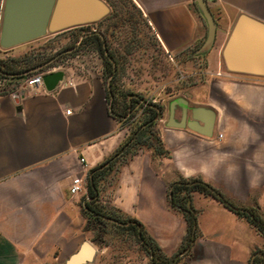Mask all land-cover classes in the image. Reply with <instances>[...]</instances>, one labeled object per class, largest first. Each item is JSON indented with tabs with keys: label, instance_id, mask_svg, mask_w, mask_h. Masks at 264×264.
I'll use <instances>...</instances> for the list:
<instances>
[{
	"label": "crops",
	"instance_id": "1",
	"mask_svg": "<svg viewBox=\"0 0 264 264\" xmlns=\"http://www.w3.org/2000/svg\"><path fill=\"white\" fill-rule=\"evenodd\" d=\"M104 1L112 13V0ZM125 2L133 11L132 20L140 22L163 57L198 65L192 72L195 81L179 96L190 107L215 113L212 135L167 127L162 119L158 135L162 154L129 146L131 139L110 111L102 70L104 59L148 58V53L133 52L143 45L138 43L142 35L125 11L111 18L115 21L109 27L102 18L76 26L92 24V69L56 67L63 78L51 91L44 85L27 86L25 74L21 83L0 93V264L63 263L83 241L95 249L93 259L84 264L105 263L99 254L107 250L108 240L97 235L86 209L92 170L98 174L97 203L115 210L126 219L125 225L138 221L163 254L173 257L172 264H250L256 252L262 256L254 259L263 258L264 237L255 227L199 192L189 199L196 211V235L179 251L187 224L170 204L168 189L180 178H199L233 204L256 208L264 220V74L229 70L223 57L239 15L264 23V0L208 1L217 31L211 48L200 54L196 51L205 39L206 25L193 0ZM3 7L0 0V30ZM119 27L128 33L123 55L108 51L113 44L110 31ZM60 32L47 33L46 40ZM17 46H0V58L17 56ZM231 57L235 62L255 60L246 49L235 50ZM180 115L176 107L174 117L178 120ZM80 158L85 159L88 176L83 191L72 196L71 179L82 173ZM121 237L140 252L118 256L119 263L152 264L132 232Z\"/></svg>",
	"mask_w": 264,
	"mask_h": 264
},
{
	"label": "rangeland",
	"instance_id": "2",
	"mask_svg": "<svg viewBox=\"0 0 264 264\" xmlns=\"http://www.w3.org/2000/svg\"><path fill=\"white\" fill-rule=\"evenodd\" d=\"M114 21L106 19L104 22L106 27H109ZM110 32L109 40L113 39L111 41L113 44L108 51L123 55L124 50H126L123 43L128 39V33L124 27H119L117 31L111 30ZM137 34L142 35L139 36L138 43H143V45L134 48L133 52L138 54L148 53L149 57L137 58V56H134V59L130 61L120 56L115 58L112 63L114 74L108 75L104 72V63L102 70L104 78L108 81V100L111 106L114 105L115 109L121 110L123 105L128 104L130 98L133 99V107L126 109L122 118L119 119L127 134V140L134 136L135 131H139L145 126L143 122L146 116L144 108L147 104H155L161 107L159 108L160 114L155 118L152 126L154 132L152 137L159 135L161 120H167L168 118L169 101L183 94L189 84L195 81L192 72L195 68H198V65L194 62L188 63L178 58L163 57L150 39L146 37V32L141 24L138 26ZM46 36L19 44L15 50L18 53L17 56L2 55L0 61H6L10 64V59L19 60L25 55L34 57L36 65L30 68L27 76L41 69L58 66L66 67V65H83L92 69L94 65L91 59L94 38L92 24L66 29L60 32L57 38L50 41L46 40ZM66 49L70 50L57 55L60 51ZM19 51L21 52L19 53ZM74 56L76 57L74 58ZM60 57H62L61 60ZM23 80V78L0 77V90L7 91ZM153 142L155 144V141ZM141 149L154 153L152 146H145ZM121 234L123 233L112 222L102 225L100 231L98 229L97 235L100 239L108 240L107 243L103 242L107 244V250L99 254L105 260L104 264H121V262H118V256L128 255L131 257L139 254V248L133 246L129 239L121 237ZM110 236L112 238H109ZM134 238L136 239L135 235ZM99 246L101 247V245ZM110 259H112L111 262Z\"/></svg>",
	"mask_w": 264,
	"mask_h": 264
},
{
	"label": "water",
	"instance_id": "3",
	"mask_svg": "<svg viewBox=\"0 0 264 264\" xmlns=\"http://www.w3.org/2000/svg\"><path fill=\"white\" fill-rule=\"evenodd\" d=\"M204 19L206 36L196 53L208 51L215 39L216 21L206 0H193ZM110 11L104 0H4L0 46L11 48L18 44L42 37L47 33H57L72 27L100 20ZM246 49L255 60L235 62L232 53ZM223 57L227 69L246 73L264 74V23L247 15H239L230 36L224 46ZM63 78L62 71H54L43 76V85L47 91L53 90ZM180 107L181 115L177 120L174 110ZM215 113L205 107H190L182 96L169 101L167 127L188 128L200 135L211 136ZM190 200H188V205ZM95 249L88 241H83L79 248L63 263L49 264H84L93 259ZM253 254L250 264H254Z\"/></svg>",
	"mask_w": 264,
	"mask_h": 264
},
{
	"label": "trees",
	"instance_id": "4",
	"mask_svg": "<svg viewBox=\"0 0 264 264\" xmlns=\"http://www.w3.org/2000/svg\"><path fill=\"white\" fill-rule=\"evenodd\" d=\"M110 5L113 8L112 13L105 15L101 20H111V18L116 16V14L125 11L129 13L131 26L138 28L140 22L137 20H132L133 11L128 7L125 0H112ZM95 38L98 40L97 37ZM10 60V64L6 61H0V77H10L12 79H17L27 74L30 68L36 65V60L34 57L28 55H25L19 60ZM112 63V60L104 59V72L108 75L114 74V66ZM133 105L134 102L132 98H130L128 104L123 105L121 110L115 109V106H111L110 103V111L114 117L119 120L124 115L126 109L128 110L132 108ZM159 108L161 107L155 104H147L145 106L144 110L146 112V116L143 120L145 126L139 131L134 132V136L131 137L129 146H132L133 148H137L138 146H152L154 153L158 155L164 152L160 138L157 135L152 137L154 133L152 131L153 121L160 114ZM153 141H155V144ZM97 175L98 174L96 170L90 171L88 180L89 182H87L89 200L86 202V209L87 214L93 219L99 231L102 228V225L106 224L105 222L102 223V220L100 219L103 217L110 218L114 226L120 229L121 233L132 232L135 235L146 253L150 256L152 264H172L173 258L166 257L163 254L160 248L152 242L151 238L146 234L145 229L138 221L131 220L130 224L125 225L126 219L121 218L115 210L104 207L97 203ZM193 192H199L215 198L238 216L244 217L264 237V220L256 208L242 207L233 204L219 190L215 189L199 178H180L172 182L168 189V198L170 204L182 212L187 224L186 234L183 238V242L179 248V251L185 249L192 238L196 235V211L191 205H188V200L191 198ZM254 264H264V252L263 258L258 257L254 259Z\"/></svg>",
	"mask_w": 264,
	"mask_h": 264
},
{
	"label": "built area",
	"instance_id": "5",
	"mask_svg": "<svg viewBox=\"0 0 264 264\" xmlns=\"http://www.w3.org/2000/svg\"><path fill=\"white\" fill-rule=\"evenodd\" d=\"M206 1L208 2L211 0H206ZM55 68L56 67L45 68V69H41V70H38L30 74L29 76L25 78V84L27 86L34 87L36 89H40V88L42 89L43 88V80H42L43 76L48 73L54 72ZM5 91L6 90H0V93H3ZM66 113H70V110H66ZM221 136L222 135H219V137ZM80 163L82 164V173L72 177L71 183L69 186V192H70V195L72 196H75L83 191L84 186L86 184L87 176H88L85 159L80 158Z\"/></svg>",
	"mask_w": 264,
	"mask_h": 264
}]
</instances>
